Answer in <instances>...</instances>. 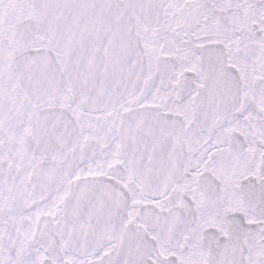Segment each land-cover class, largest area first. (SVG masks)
<instances>
[{"label": "snow or ice", "instance_id": "snow-or-ice-1", "mask_svg": "<svg viewBox=\"0 0 264 264\" xmlns=\"http://www.w3.org/2000/svg\"><path fill=\"white\" fill-rule=\"evenodd\" d=\"M0 264H264V0H0Z\"/></svg>", "mask_w": 264, "mask_h": 264}]
</instances>
